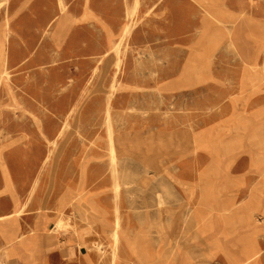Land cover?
<instances>
[{
    "label": "rangeland",
    "instance_id": "1",
    "mask_svg": "<svg viewBox=\"0 0 264 264\" xmlns=\"http://www.w3.org/2000/svg\"><path fill=\"white\" fill-rule=\"evenodd\" d=\"M206 2L227 15L208 58L217 80L180 84L202 72L183 67L205 46ZM263 14L264 0H0V188L24 206L13 218L40 202L53 232L83 233L89 264H138L130 243L157 264H204L199 170L264 180V166L249 172V158L264 163L256 125L225 127L264 106Z\"/></svg>",
    "mask_w": 264,
    "mask_h": 264
},
{
    "label": "crops",
    "instance_id": "2",
    "mask_svg": "<svg viewBox=\"0 0 264 264\" xmlns=\"http://www.w3.org/2000/svg\"><path fill=\"white\" fill-rule=\"evenodd\" d=\"M204 5L208 14L205 46L202 52L193 51L192 60L184 62L185 66L183 67L184 70L202 69V72L201 70L184 72L181 75L182 78H179L180 84L187 82L186 84L195 86L207 78L208 80H217L216 76L209 72L212 67H210L211 63L208 58L216 48L212 39L213 37L216 38L213 29L216 28V25L214 24L225 19L227 15L215 2H206ZM259 19L264 20V14ZM203 55L206 58L203 60L205 63L201 62ZM203 70L208 71V73L203 72ZM244 78L247 76L244 75ZM172 79L174 77L166 79V82ZM224 97L222 101H228L229 95L226 94ZM210 102L215 103L212 100ZM153 118L156 119L151 117V126L158 124ZM213 124L209 123V132L215 130ZM233 124L225 127L233 131L236 127H239L240 130H247L254 124L256 129L250 131L249 128L248 133L256 131L257 134H252L250 139L254 136L258 139V135L264 137V106L254 112L250 118L238 119ZM175 126L176 124L170 123L166 130L160 128V124L158 127H154L168 131L170 128L171 130L174 129ZM161 127L164 126L161 125ZM229 141V146L224 147L228 151L234 150L232 148L233 142L235 144L242 142L236 136ZM261 144L264 148V142ZM198 146L202 147L201 144ZM218 160L219 156L217 159H211L209 166L211 167L212 162L215 163ZM248 161V164L254 169L249 170L251 173L258 172L256 169L258 166H260L259 169L264 166V163H260L262 159L253 160V158H249ZM255 166L256 168H254ZM206 171L209 173L207 174ZM206 175H208V179L205 180L207 183L198 189L193 204L194 229L197 235L193 245L201 247L204 257L207 258L203 261L204 264H264V180H257V178L249 180L256 177L253 174L247 176L248 180L244 178L245 176L239 175L234 178L232 174L231 177L226 174L224 180L220 181L218 174L210 173V169L206 168L199 170V174L196 176H198L199 181L201 177L205 178ZM182 178L179 176V180ZM195 181L197 180L195 179ZM2 190L4 189L0 188V258H3L4 262L8 264H89L87 255L82 253V248L86 242L83 233L65 231V233L57 234L53 232L56 230L55 225L58 222V216L56 213L40 214V202L36 203V206L34 203L32 211L26 212L18 221L17 218H13V213L16 211L15 213L18 214L23 205L20 204L17 196L3 194ZM119 229L120 224L118 222L117 225L116 221L113 237L114 233L117 232L119 235L117 242L121 237ZM117 242L115 239L114 244ZM129 246L138 258V264H157L153 262L151 251L141 249L137 253L136 249H132L131 243ZM185 256L182 257L181 264H192ZM112 262L118 264L115 255ZM158 264L169 263L159 261Z\"/></svg>",
    "mask_w": 264,
    "mask_h": 264
},
{
    "label": "bare ground",
    "instance_id": "3",
    "mask_svg": "<svg viewBox=\"0 0 264 264\" xmlns=\"http://www.w3.org/2000/svg\"><path fill=\"white\" fill-rule=\"evenodd\" d=\"M129 29L126 28V32H128ZM108 114H109V111H108ZM111 132H112V128H108V133H109V147H110V155H111V160H112V163L114 164V162L116 161V158H115V155H116V152H115V149H114V143H113V139H112V135H111ZM220 155V154H219ZM116 188L118 189V185H116ZM116 189V190H117ZM117 208V207H116ZM65 225V224H64ZM117 225H118V221H117ZM59 226V225H58ZM62 226V225H61ZM63 227V226H62ZM52 235V234H51ZM114 237L116 239V242H117V239H118V234L117 232L114 233ZM55 238V237H54Z\"/></svg>",
    "mask_w": 264,
    "mask_h": 264
}]
</instances>
